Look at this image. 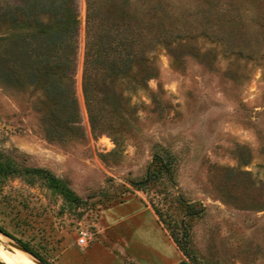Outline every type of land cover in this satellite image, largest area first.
I'll return each instance as SVG.
<instances>
[{"label":"rangeland","instance_id":"1","mask_svg":"<svg viewBox=\"0 0 264 264\" xmlns=\"http://www.w3.org/2000/svg\"><path fill=\"white\" fill-rule=\"evenodd\" d=\"M173 2L190 33L154 42L147 62L114 81L116 107L93 127L85 0L74 80L58 78L57 106L39 84L0 78L2 249L17 254L14 236L48 264H181L178 236L192 264H264V0H222L220 20L215 8L203 18L198 0ZM157 169L145 190L132 188Z\"/></svg>","mask_w":264,"mask_h":264},{"label":"trees","instance_id":"2","mask_svg":"<svg viewBox=\"0 0 264 264\" xmlns=\"http://www.w3.org/2000/svg\"><path fill=\"white\" fill-rule=\"evenodd\" d=\"M206 4L200 8L203 18L220 20L224 9L222 0H198ZM85 35L82 66V93L90 123L116 107L112 103L113 84L126 77L130 70L147 62L146 52L154 42L168 46L172 40L186 36V21L179 23L173 0H85ZM183 9L181 12H186ZM83 14V11H82ZM78 13L76 0H3L0 3V78L6 84L27 81L39 84L54 105L65 88L57 82L74 80L78 51ZM190 33V32H189ZM205 34V31L202 32ZM142 79L137 76L138 82ZM71 102L76 106L73 88H69ZM155 154L153 160L159 159ZM168 167V163H166ZM44 172V171H43ZM148 171L134 181L133 189L145 190L146 185L161 174ZM54 187L63 188L59 180L45 171ZM131 191L129 188H125ZM191 209L190 205H187ZM156 212L161 217L158 208ZM2 232L7 233L2 227ZM174 235V234H172ZM13 239L44 264L48 262L33 252L19 238ZM183 254L192 264L193 258L185 241L174 236ZM0 264H6L0 259Z\"/></svg>","mask_w":264,"mask_h":264},{"label":"bare ground","instance_id":"3","mask_svg":"<svg viewBox=\"0 0 264 264\" xmlns=\"http://www.w3.org/2000/svg\"><path fill=\"white\" fill-rule=\"evenodd\" d=\"M18 249H17V254H16V253H11L9 251H6L0 247V259L2 261H4L6 264H37L36 262H31V261L24 259L22 257L24 255V253H22L20 251L22 249H20V248H18Z\"/></svg>","mask_w":264,"mask_h":264},{"label":"built area","instance_id":"4","mask_svg":"<svg viewBox=\"0 0 264 264\" xmlns=\"http://www.w3.org/2000/svg\"><path fill=\"white\" fill-rule=\"evenodd\" d=\"M87 231L86 230H82L80 232V237H79V243H86L87 240Z\"/></svg>","mask_w":264,"mask_h":264},{"label":"water","instance_id":"5","mask_svg":"<svg viewBox=\"0 0 264 264\" xmlns=\"http://www.w3.org/2000/svg\"><path fill=\"white\" fill-rule=\"evenodd\" d=\"M1 232V231H0ZM18 248L22 249L24 252H27L28 254H31L29 253L25 248H23L21 245H19L17 242H16ZM33 256V255H32ZM40 264H44L43 262H40Z\"/></svg>","mask_w":264,"mask_h":264}]
</instances>
